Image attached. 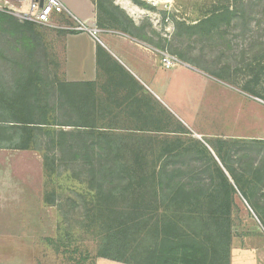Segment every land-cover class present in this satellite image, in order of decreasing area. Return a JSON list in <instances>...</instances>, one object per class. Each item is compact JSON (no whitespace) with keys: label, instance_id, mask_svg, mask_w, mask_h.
<instances>
[{"label":"rangeland","instance_id":"1","mask_svg":"<svg viewBox=\"0 0 264 264\" xmlns=\"http://www.w3.org/2000/svg\"><path fill=\"white\" fill-rule=\"evenodd\" d=\"M60 1L73 18L90 26L67 4L72 2L79 7L80 0ZM97 1L99 30L133 35L174 57L179 64L200 72H180L182 79L177 82L174 79L172 83L175 88L183 82V89L172 90L163 98L192 132L201 134L209 144L213 141L212 146H215L214 138L232 139L226 141L219 156L223 164L233 170L237 185L229 182L235 187L233 201H225L227 190L222 188L223 181L217 171V167L221 170L223 167L209 150H202L197 141L196 145L181 142L188 147L182 153L187 157L166 160V174L162 175L159 190L153 189L152 175L138 173L137 160L134 172L137 174L123 172V178L118 179L113 173L90 167L83 156L72 159L67 151L61 159L58 155L54 164L43 162V171L40 167L41 183L54 187L57 198L59 248L55 264H94V254L102 252L109 230L121 222L130 227L124 239L126 253L136 247L137 253H145L161 234L159 231L167 229L189 236L190 242L196 236L205 237L211 247L215 228L224 231L227 224L234 246L255 229L264 233V143L245 142L264 140V3L259 0H128L139 10L132 14L122 8L118 0ZM8 2L13 3V0ZM224 9L232 15L196 26L209 14ZM0 15L9 16L19 24L26 23L4 8L3 3H0ZM52 22L70 30L75 26L67 16H56ZM99 30L97 37L101 38L103 34ZM35 31L40 35V49L34 54L35 59L40 61L47 75L61 73V34L41 26ZM13 40L9 32L0 30V52L5 50L11 55L15 47ZM6 86L0 79V88ZM30 104L43 108L53 103L31 101ZM41 115L48 121L53 118L60 122L76 121L73 116L36 111L37 119H41ZM163 138V142H147L145 150L149 155H165L176 145L169 137ZM68 141L67 138V144ZM45 145L46 142L42 149H46ZM215 149L217 151L218 147ZM41 159L43 161L42 156ZM37 161L32 152L25 154L26 167L36 171ZM147 161L150 170L156 159ZM227 205V212L214 215L219 207L226 209ZM213 220L217 223L215 228Z\"/></svg>","mask_w":264,"mask_h":264},{"label":"crops","instance_id":"2","mask_svg":"<svg viewBox=\"0 0 264 264\" xmlns=\"http://www.w3.org/2000/svg\"><path fill=\"white\" fill-rule=\"evenodd\" d=\"M67 4L83 21L89 23V29H98L94 0H80L79 7L72 2ZM83 8L85 13H82ZM25 24L32 27L31 36L39 40L40 35L35 31L39 26L61 34L63 62L60 76L67 84H80L82 94L86 90L96 104L100 103L106 116L100 118L97 124L144 134L154 138V141H158L155 139L157 137H161L159 140L162 141L163 136H167L176 144L193 140L207 150L210 148L204 137L192 132L163 98L172 90L183 89V82L175 85V88L172 83L174 79L176 82L182 79L180 72L196 74V68L177 64L165 69L160 62V51L119 32L98 29L103 34L98 38L87 33H74L68 27L56 26L55 22L21 23ZM3 57L6 59H0V79L7 86L0 88V96L7 98L0 101V109L6 110L13 103L8 96L22 85L16 80L20 72L10 70L7 65V59L13 56L6 53ZM46 84L50 87L49 81ZM185 138L190 140L186 141ZM29 152L37 157L36 171L24 164L25 154ZM42 163L41 155L37 152L0 146V264L56 263L57 198L55 188L40 181ZM183 245L178 242L173 250L167 249V255L160 264H196V254L191 246ZM139 262L157 264L149 260ZM94 264L124 263L97 258ZM229 264H264V233L255 229L244 235L236 246L232 237Z\"/></svg>","mask_w":264,"mask_h":264},{"label":"trees","instance_id":"3","mask_svg":"<svg viewBox=\"0 0 264 264\" xmlns=\"http://www.w3.org/2000/svg\"><path fill=\"white\" fill-rule=\"evenodd\" d=\"M259 2L264 3V0H259ZM95 4L96 11L98 12L97 0H95ZM111 4L113 8H116L113 2H110ZM230 15L232 14L228 9H224L221 12L216 11L206 16L196 26H204L212 22L221 21V19H226ZM229 20L230 18L227 19V21ZM0 30L7 31L14 37L15 47H12L13 53L11 54L13 57L7 59V65L10 70L20 72L16 80L22 85L19 90H13V93L8 96L9 100L13 103L8 105L6 110L0 109V146L15 150L37 152L41 154L43 162L46 161V163L50 162L53 164L58 161V155H60L61 159L66 156L65 153L68 151L71 153L72 159H79L83 156V159H86L85 163L90 167H96L98 171L103 173H113L118 179L123 178V172L134 173L136 171L137 160L138 173H145L146 176L152 175L153 189H161V178L162 175L166 174V160L187 157L182 155L183 152L188 150L187 146H184L180 142L168 150L165 155L151 156L145 150V146L147 142L154 141V138L152 139L150 136L148 137L144 134L132 133L127 131V129L115 128L112 125L97 124L96 122L100 118L104 119L106 116V112L102 109L100 103L96 104L86 90L82 94L80 84H67L62 80L58 72L53 75L50 74L51 78H48L44 68L40 67V61L36 60L34 56L36 51L38 52L40 49V40L31 36L33 32L32 27L26 24L21 25L9 16L0 15ZM130 37L136 39L133 35ZM6 53L8 52L2 50L0 52V59H6L3 57ZM47 81L50 82V87L46 84ZM5 98L7 97H2L1 95L0 101H3ZM260 100L263 101V99ZM31 101L51 102L53 104L41 108L39 106H31ZM36 111L40 113L50 111L55 115L65 114L75 117L76 121L60 122L55 118L52 121H48L45 115H41V119H37L35 116ZM82 117L84 118L83 123H81ZM64 127L69 129L65 130ZM67 138L69 139L68 144ZM155 139L158 140H155V142L159 143L161 137ZM214 139L215 146L211 145L213 141L210 144L206 143L215 153L232 182L234 181L233 183L236 184L233 170L224 165L219 156V151L227 143L226 141L232 139ZM44 142H46V149H42L41 147ZM190 142L196 145V142ZM245 142L251 145H261V143H264V140ZM198 144L202 150L207 151L202 144ZM215 147H218L217 151ZM124 158H129L131 161ZM150 158H154L156 161L149 170L147 168V159ZM107 159H115V161L110 162ZM134 167L135 169H133ZM217 171L223 181L222 188L227 190L225 192V201H233L235 187L229 183L220 168L217 167ZM158 198L160 197H156L155 199ZM228 208V205L226 209L224 206L219 207L214 215L221 216L228 211ZM213 226L214 228L217 226L214 220ZM128 227L126 222H121L109 230L105 247L102 249V252L100 250L96 252L93 259L102 258L124 264H130L131 262L140 264L139 261L144 263L149 260L160 264L163 257L167 255V249L173 250L176 243L182 242L183 246H191V250L196 254V264H229L232 231L228 224L225 226L224 231L215 228L216 233H214L215 237H213V247L209 245L205 237L200 235L196 236V240L190 242L189 236L178 234L173 229H167L159 231L161 234L156 237L153 246L147 247L148 251H145L143 254L137 253L138 247L131 249L134 252L129 250L126 253L124 239L130 228ZM58 248L59 245L57 243ZM85 253L86 258L89 257V253L87 251Z\"/></svg>","mask_w":264,"mask_h":264},{"label":"built area","instance_id":"4","mask_svg":"<svg viewBox=\"0 0 264 264\" xmlns=\"http://www.w3.org/2000/svg\"><path fill=\"white\" fill-rule=\"evenodd\" d=\"M0 3H3V7L9 10L15 17L25 22L49 24L56 16H67L75 22V26L71 28L72 31L87 33L92 37H96L98 34V30L89 29L83 23L73 18L72 14L60 0H13V3L8 2V0H0ZM160 55L161 65L165 69H170L179 64L174 57L164 52H160Z\"/></svg>","mask_w":264,"mask_h":264},{"label":"bare ground","instance_id":"5","mask_svg":"<svg viewBox=\"0 0 264 264\" xmlns=\"http://www.w3.org/2000/svg\"><path fill=\"white\" fill-rule=\"evenodd\" d=\"M118 4L121 5L122 8H124L125 10L129 11V13L132 14H137L139 13V10L137 8H135L134 6L130 5L128 0H118Z\"/></svg>","mask_w":264,"mask_h":264},{"label":"water","instance_id":"6","mask_svg":"<svg viewBox=\"0 0 264 264\" xmlns=\"http://www.w3.org/2000/svg\"><path fill=\"white\" fill-rule=\"evenodd\" d=\"M185 66H187L188 68H191V67H189L188 65H185ZM208 150L210 151V153L212 154L213 158L215 159V161H216V162L219 164V166H220V163H219L218 159L216 158V156L214 155V153L212 152V150H211L210 148H208ZM221 168H222V166H221ZM222 171L224 172V174H225L226 177L228 178L229 182L232 184L231 179L229 178L228 174L225 172V170H224L223 168H222Z\"/></svg>","mask_w":264,"mask_h":264}]
</instances>
